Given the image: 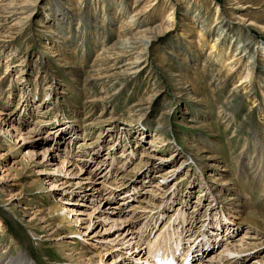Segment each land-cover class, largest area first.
Returning a JSON list of instances; mask_svg holds the SVG:
<instances>
[{
  "label": "rangeland",
  "instance_id": "374dc122",
  "mask_svg": "<svg viewBox=\"0 0 264 264\" xmlns=\"http://www.w3.org/2000/svg\"><path fill=\"white\" fill-rule=\"evenodd\" d=\"M263 52L264 0H0V264H145L107 247L113 212L160 257L183 232L206 264H264Z\"/></svg>",
  "mask_w": 264,
  "mask_h": 264
},
{
  "label": "bare ground",
  "instance_id": "6f19581e",
  "mask_svg": "<svg viewBox=\"0 0 264 264\" xmlns=\"http://www.w3.org/2000/svg\"><path fill=\"white\" fill-rule=\"evenodd\" d=\"M11 10H9L7 13H9V14H11V15H13V16H15L16 15V13H17V11H14L13 9V7L11 8V7H9ZM8 8V9H9ZM73 17H69L68 18V20L69 21H71V19H72ZM135 20L133 19V20H129V23L130 24H132V23H134L135 24ZM219 23V22H218ZM220 24V23H219ZM218 24V25H219ZM217 25V26H218ZM219 32H218V34H217V36H216V38H215V40H213L214 42H213V44H212V48H211V52H210V55H209V58L212 60V61H214L217 65H218V67H220V71H219V73L221 72V71H226V70H229V71H231V73H232V71H234L233 69H235V63H241V62H243L244 61V58L246 59V56L248 55H246V52H247V50L249 49V46L245 43V42H241L240 43V45L238 46V45H236V47H235V45H234V41H232L231 40V42L229 41V39H230V37H229V34L230 33H232V32H230L231 31V29H230V27H228L227 25H224L223 27H221V29L219 28V30H218ZM140 32V34H142L143 35V37L146 35V31H139ZM201 34V33H200ZM202 35H203V33H202ZM142 37V38H143ZM205 37V36H204ZM228 37H229V39H228ZM150 39V38H149ZM143 41V40H141V39H134V38H127V36L126 37H124V38H121V45H120V49L119 50H121V52H122V54H129L130 52H131V50H134V48L132 47V45L131 46H129L130 44H135L136 42L138 43V41ZM144 42V41H143ZM230 42V43H229ZM148 43L149 42H147V44L146 45H148ZM230 44V45H229ZM236 48L235 50H234V53H233V57H232V60L231 61H229L228 63L226 62V60H224L223 59V56H222V52H225L227 49H229V48ZM116 48H118V47H116ZM117 50V49H116ZM231 50V49H230ZM106 52V51H105ZM263 55H264V52H263ZM252 58H253V56H252ZM124 60V59H123ZM209 60V59H208ZM264 62V61H263ZM96 68V67H95ZM94 68V69H95ZM94 72V71H93ZM222 73H224V72H222ZM94 74V73H93ZM247 75H250L251 76V72H248L247 73ZM95 76H97V75H95ZM249 76V77H250ZM110 79V78H109ZM246 79H247V77H246ZM244 83H245V81H244ZM46 154V153H45ZM250 166V165H249ZM249 166L248 167H243L245 170L246 169H249ZM65 167V166H64ZM257 167V166H256ZM242 168V169H243ZM255 168V165H253V167H252V169H254ZM56 169H58V168H56ZM259 169V168H258ZM255 171H257V168H256V170ZM67 175V174H66ZM257 181L258 182H262L263 181V178H262V176H258L257 177ZM102 184V186L101 187H93L94 188V192H96L98 195H101V196H103L104 195V192H105V186H106V184L105 183H101ZM264 187V186H263ZM115 209V208H114ZM146 210V209H145ZM114 213L115 212H113V213H110V215L108 214V215H106L105 217H101V216H96L97 217V219L98 220H102V221H111V222H113V224L114 225H120V230H121V232H119L118 233V236L116 237V238H114V239H105L104 241H105V243H107V244H109L107 247H110V249H112V252L113 253H120V251H123V249H125L126 251H130L131 249H132V246L133 247H135V249L138 251V253H140V257H142L141 258V260H143V259H145L146 258V260H145V262L146 263H151V264H155L156 262H158L159 264H177V261H178V259L176 258V249H178V248H176V247H178V245H180L181 246V249L179 250V253H180V251L182 252V254H184V248H185V246H183V245H185V244H183V241H185L184 240V237H183V232H181L180 234L179 233H177V239H176V242L174 243L175 244V246H174V244H173V242L170 240V239H172V236H171V234L170 233H167V235H165V239H164V246L165 247H167V246H169L168 248H167V252H169L170 251V254L168 255V257L166 258V257H160L159 256V253L161 252V251H158V249L159 248H156L157 249V252H159L157 255H156V253L155 252H153L154 250H153V248L156 246V244L157 243H160V241L158 240L159 238H160V236L161 235H158L156 238H155V240H153V243L151 242V241H148V245L146 246V247H142V241H143V236H144V234H142L141 232L140 233H138L137 231L136 232H131L130 231V228H128L127 227V222H128V220L127 219H125V220H121V219H116V218H114ZM116 214L117 215H119L120 214V212H116ZM181 224V223H180ZM148 228V227H147ZM174 231V230H173ZM167 236V237H166ZM169 240V241H167V239ZM174 238V237H173ZM173 240V239H172ZM240 240V239H239ZM174 241V240H173ZM208 242V241H207ZM205 243V244H203V243H201V244H198L196 247H194V246H190L189 247V249H187V250H185V254L183 255V259H181L182 260V262H181V264H187L188 263V261H189V257H188V255H186V254H189V253H191L190 251L192 250V257L193 258H195V256H201V258H200V263L199 264H206V263H204V257H206V255L210 252L209 250L210 249H208L207 251H204V245H208L209 244V242L208 243ZM242 241H240V243H241ZM198 247V248H197ZM200 247H202V249L200 248ZM214 249H215V246L213 245L212 246ZM186 248H187V245H186ZM155 249V248H154ZM201 250V251H200ZM155 253V254H154ZM222 254L223 253H220L218 256H217V259L219 260H221V258H222ZM156 255V256H155ZM190 255V254H189ZM139 257V258H140ZM84 255L83 254H81L80 255V261H77L76 259L73 261V263L72 264H85L84 263ZM152 258L154 259V260H152ZM74 259V258H73ZM72 259V260H73ZM125 260H128V261H130V257H128L127 259H125ZM124 260V261H125ZM213 260H214V258H212L211 260H209L210 262H213ZM190 262V261H189ZM210 262H209V264H210ZM109 263L110 264H120L119 263V261H118V259L116 258V259H114V260H112V261H110L109 260ZM139 263H141V262H139ZM145 263V264H146ZM178 263H179V261H178ZM4 264H30L25 258H23V257H21V258H19L18 260H9V261H6V262H4ZM157 264V263H156Z\"/></svg>",
  "mask_w": 264,
  "mask_h": 264
}]
</instances>
